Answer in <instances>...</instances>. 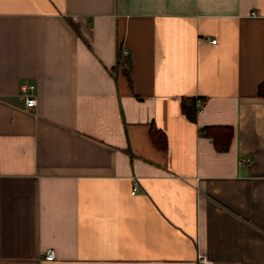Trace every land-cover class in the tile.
Here are the masks:
<instances>
[{
  "label": "crops",
  "instance_id": "1",
  "mask_svg": "<svg viewBox=\"0 0 264 264\" xmlns=\"http://www.w3.org/2000/svg\"><path fill=\"white\" fill-rule=\"evenodd\" d=\"M262 82L264 0H0V264H264Z\"/></svg>",
  "mask_w": 264,
  "mask_h": 264
},
{
  "label": "trees",
  "instance_id": "2",
  "mask_svg": "<svg viewBox=\"0 0 264 264\" xmlns=\"http://www.w3.org/2000/svg\"><path fill=\"white\" fill-rule=\"evenodd\" d=\"M114 71L121 72L128 76L129 60L127 56H123L121 48L118 46L116 51V62L113 67ZM258 95L264 97V82L258 86ZM181 109L184 115L191 121L196 117L195 99L182 100ZM200 134L210 138L214 148L218 152H224L228 149L230 140L233 136V128L231 126H205L199 130ZM152 140L161 148L165 147V137L162 132L152 127L150 130Z\"/></svg>",
  "mask_w": 264,
  "mask_h": 264
},
{
  "label": "built area",
  "instance_id": "3",
  "mask_svg": "<svg viewBox=\"0 0 264 264\" xmlns=\"http://www.w3.org/2000/svg\"><path fill=\"white\" fill-rule=\"evenodd\" d=\"M215 40H212L214 42ZM123 56H128V51L122 50ZM34 86L32 84H22L20 86V96L24 100V103L27 107H33L36 105V98L34 96ZM203 98L197 97L195 98L196 107H200L203 103ZM250 162V157L245 156L241 157L238 160V164L244 165ZM136 191V187H133L131 190V194H134ZM41 256L46 260L54 259V252L52 250H47L42 252ZM196 264H213L208 257L204 253H198L196 255Z\"/></svg>",
  "mask_w": 264,
  "mask_h": 264
}]
</instances>
